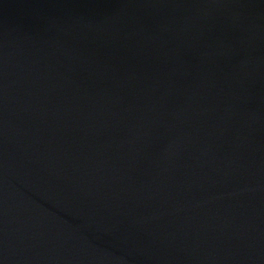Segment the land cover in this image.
I'll list each match as a JSON object with an SVG mask.
<instances>
[{
	"label": "water",
	"instance_id": "95a60500",
	"mask_svg": "<svg viewBox=\"0 0 264 264\" xmlns=\"http://www.w3.org/2000/svg\"><path fill=\"white\" fill-rule=\"evenodd\" d=\"M0 264H264V0H0Z\"/></svg>",
	"mask_w": 264,
	"mask_h": 264
}]
</instances>
